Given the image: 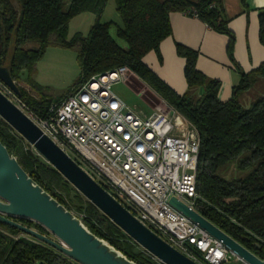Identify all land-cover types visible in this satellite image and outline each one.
Returning <instances> with one entry per match:
<instances>
[{"label": "trees", "instance_id": "1", "mask_svg": "<svg viewBox=\"0 0 264 264\" xmlns=\"http://www.w3.org/2000/svg\"><path fill=\"white\" fill-rule=\"evenodd\" d=\"M107 0H0V67L8 68L15 82L23 69L34 73L35 64L50 45L72 49L80 69L77 84L90 76L115 67L128 66L162 99L183 114L200 138L196 170L195 209L259 258H264V92L244 106L239 95L264 80V62L250 72L239 70L240 79L225 102L216 94L219 82L195 68L196 51L176 44L185 60L187 91L176 94L143 62L171 34L169 13L195 12L212 30L228 36L227 51L232 58L234 36L222 12V0H114L120 24L100 21ZM82 12L96 16L86 35L67 39L70 20ZM260 42L264 45V9L258 13ZM115 27L116 38L110 34ZM74 85V86H75ZM32 87V86H30ZM21 100L36 115L46 117L52 99L33 96L18 86ZM37 91L39 86H33ZM201 89L199 96L191 93ZM0 141L22 168L44 190L73 210L95 235L138 264H159L149 254L136 252L134 242L97 210L31 146L0 118ZM233 164L244 175L225 178ZM74 192V193H73ZM71 193L74 195L71 196ZM72 199L76 202L73 203ZM38 231V224L18 219ZM20 231L0 223V264H76L55 250L31 238H17Z\"/></svg>", "mask_w": 264, "mask_h": 264}, {"label": "built area", "instance_id": "2", "mask_svg": "<svg viewBox=\"0 0 264 264\" xmlns=\"http://www.w3.org/2000/svg\"><path fill=\"white\" fill-rule=\"evenodd\" d=\"M186 14L196 16L195 12ZM138 80L126 65L92 75L73 86L63 99L52 102L46 117L34 114L1 81L0 91L171 247L197 264H222L232 257L246 264L169 204L175 197L196 210L200 138L196 127L155 93L159 102L151 104V112L144 115L128 107L113 91L117 84L133 86ZM147 91L143 87L136 92L144 97Z\"/></svg>", "mask_w": 264, "mask_h": 264}, {"label": "water", "instance_id": "3", "mask_svg": "<svg viewBox=\"0 0 264 264\" xmlns=\"http://www.w3.org/2000/svg\"><path fill=\"white\" fill-rule=\"evenodd\" d=\"M0 81L15 95L20 96L18 85L11 77L8 68L0 67ZM0 118L81 196L146 252L163 264H197L144 226L43 134L36 124L1 91ZM169 204L212 237L222 241L223 245L244 263L264 264V258L253 254L196 210L175 197L169 199ZM18 219L30 220L40 225L47 234L22 224ZM0 223L35 239L76 264H138L91 232L74 212L37 184L1 141Z\"/></svg>", "mask_w": 264, "mask_h": 264}, {"label": "crops", "instance_id": "4", "mask_svg": "<svg viewBox=\"0 0 264 264\" xmlns=\"http://www.w3.org/2000/svg\"><path fill=\"white\" fill-rule=\"evenodd\" d=\"M262 9L264 0H222V12L234 36L232 58L228 55L226 34L212 30L196 16L174 11L169 13L171 34L159 45L161 58L150 51L142 60L170 89L182 95L187 91L183 71L185 60L177 54L176 44L196 51V70L219 82L216 96L219 101L225 102L231 98L233 87L239 82L238 68L247 73L264 62V45L258 36V13ZM135 84L139 88H149L159 96L140 78ZM253 87L239 95L242 105L250 104L251 101L246 100V97ZM201 92L199 88L191 91L195 96Z\"/></svg>", "mask_w": 264, "mask_h": 264}, {"label": "rangeland", "instance_id": "5", "mask_svg": "<svg viewBox=\"0 0 264 264\" xmlns=\"http://www.w3.org/2000/svg\"><path fill=\"white\" fill-rule=\"evenodd\" d=\"M68 1L69 0H65V2ZM95 20L96 16L90 12H82L73 17L68 25L67 39H70L76 33L86 35L90 27L94 24ZM99 20L114 21L115 23L120 24L121 21L115 10L114 0H107L104 11ZM110 34L112 37L116 38L114 26L110 28ZM79 77L80 69L76 60V52L72 49L50 45L45 49L41 58L36 62L34 73L30 74L27 69H23L19 74V81L16 82V84L26 89L33 96H37V93L40 92L52 99H58L69 93L71 88L77 83ZM33 86H39L41 87V90L37 91L33 88ZM139 89V86L136 84L133 86L127 84H117L113 86L114 93L119 96L128 107L135 109L137 112H141L144 115H148L152 110V106L156 105L159 102V99L155 94H153V92H151L149 88L146 95L141 97L136 92ZM263 92L264 80H260L258 84L255 85L253 89L247 94L246 100L253 101L260 97ZM242 175H244V173L239 172L236 164L231 165L223 173V176L228 179ZM73 193H71V196L74 195ZM72 202L75 203L76 201L72 199ZM71 211L74 212V208ZM32 228L36 229L34 226H32ZM50 236L52 237V235ZM23 237L30 239V237L24 234H19L17 236V238ZM134 244V249L136 252H146L135 242ZM222 264L242 263L232 257L230 260Z\"/></svg>", "mask_w": 264, "mask_h": 264}]
</instances>
